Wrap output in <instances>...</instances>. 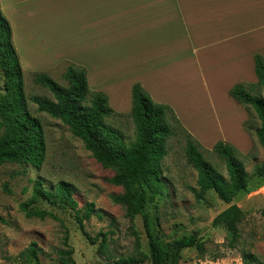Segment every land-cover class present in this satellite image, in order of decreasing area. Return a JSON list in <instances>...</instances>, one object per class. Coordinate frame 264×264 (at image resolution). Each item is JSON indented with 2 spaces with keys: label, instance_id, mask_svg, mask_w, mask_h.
Masks as SVG:
<instances>
[{
  "label": "rangeland",
  "instance_id": "obj_1",
  "mask_svg": "<svg viewBox=\"0 0 264 264\" xmlns=\"http://www.w3.org/2000/svg\"><path fill=\"white\" fill-rule=\"evenodd\" d=\"M17 48L22 60L20 62L28 109L43 125L46 157L40 168L18 163L0 165V264H61L59 250L65 248V235L73 249L72 257L76 264H116L117 258L137 253L133 231L139 235L140 251L148 254L141 217L136 216L130 220L125 215L124 207L111 200L113 194L122 191L121 187L108 182L113 171L98 163L67 125L50 114L39 111L31 101L32 96L54 101V96L34 79V73L44 71L32 67L25 51L18 45ZM67 66L51 69L47 74L66 86L63 73ZM243 67L248 71L247 75L253 74L255 77L252 82L246 83H256L253 61L250 66ZM130 74L126 77L134 79L130 88L134 83L143 82L152 88L147 86L153 94V100L174 104V112L182 125H186L185 128L204 147L211 148L216 141L223 140L234 145L241 153L248 154L244 158L245 168L249 172L245 188L235 196H230L225 187L219 184L208 191L204 198L196 199L191 190V187L196 186V171L187 162L184 140L181 137L168 140L167 154L161 161V187H147L152 197L147 209L164 239L199 231L203 242L202 250L195 247L183 249L180 264H247L242 257L244 251L255 255L256 259L252 264H264V177L252 175L254 165L263 160V150L254 134L259 120L250 105L240 104L229 96V86L236 83L230 80L236 77L226 78L213 89L209 76L204 81L199 75H189L187 71H183V78L173 81L171 75L159 72L138 70L136 74ZM114 84L88 82L92 91H97L98 88L107 94L110 106L120 114H113L105 120L109 125L120 129L125 142L130 143L136 137L135 125L129 115L131 90L128 89V83L121 82L118 90L112 93ZM247 88L253 94L263 93L260 86ZM1 92L3 78L0 76ZM125 102L128 103L127 107ZM244 123L250 127V131L244 128ZM206 156L227 178L223 162L212 153H206ZM60 181L72 185L79 207L93 202L95 209L101 214V217L93 215L89 220L83 221V228L90 237L99 233L107 234L104 252L97 250L101 236L95 244H91L82 234L75 220V213L69 207L59 203L52 205L39 198L31 207L46 211L48 215L44 218L27 217L20 209V203L32 196L36 182L43 188L54 191ZM233 204L241 208L243 216L238 223L239 238L234 247H229L226 230L213 226L212 220L220 211ZM32 243H35V257L30 253Z\"/></svg>",
  "mask_w": 264,
  "mask_h": 264
},
{
  "label": "trees",
  "instance_id": "obj_2",
  "mask_svg": "<svg viewBox=\"0 0 264 264\" xmlns=\"http://www.w3.org/2000/svg\"><path fill=\"white\" fill-rule=\"evenodd\" d=\"M254 72L257 82L254 84L237 82L229 90V96L243 105H250L259 120L254 129L258 144L263 150V160L253 167L252 175L264 177V56L255 53ZM0 76L3 78V92L0 93V165L4 163L29 164L40 168L46 157V141L43 125L38 117L28 109L24 93L23 70L17 50L12 40L11 25L0 7ZM37 83L46 87L54 96V101L46 97L32 96L31 101L39 111L46 112L68 126L70 132L79 138L91 156L104 168L113 171L108 182L119 186L122 191L111 196L112 202L124 207L125 215L130 220L140 216L147 238L148 254L140 251L139 235H135L137 253L116 259V264H180L181 251L195 247L202 250L203 242L199 231L194 230L171 239H164L147 207L151 200L147 187H161V161L167 154L168 140L181 137L184 140V151L187 162L196 171V186L191 187L196 199L219 184L223 185L230 196H235L245 188L249 172L245 168L241 153L229 142L218 140L211 148L204 147L182 125L173 108L156 102L140 83L131 88V116L135 125V139L130 143L120 129L109 125L106 118L116 113L110 106L108 96L103 91H92L87 81L86 69L79 65L69 64L63 78V86L52 79L46 72L33 74ZM247 86H260L262 94L251 93ZM244 128L250 127L244 123ZM206 153H212L224 164L227 178L212 163ZM45 199L50 204H63L75 213L82 234L91 244L98 237L101 241L98 252H104L107 240L106 233L90 237L83 228V221L93 215L101 217L93 202L79 207L70 183L60 181L54 191L45 189L39 182L33 186L32 196L20 203V209L27 217L44 218L46 211L32 208L37 199ZM243 212L237 205H230L220 211L212 220L213 226L224 228L229 237L228 246L234 247L239 238L238 223ZM35 243L30 253L35 257ZM65 248L59 250L61 264H76L73 249L64 236ZM247 264H252L255 255L242 253Z\"/></svg>",
  "mask_w": 264,
  "mask_h": 264
},
{
  "label": "crops",
  "instance_id": "obj_3",
  "mask_svg": "<svg viewBox=\"0 0 264 264\" xmlns=\"http://www.w3.org/2000/svg\"><path fill=\"white\" fill-rule=\"evenodd\" d=\"M0 7L19 60L17 45L46 73L82 66L88 82H114L112 93L121 82L131 90L126 77L138 70L172 81L183 71L209 76L213 89L232 76L252 82L243 66L264 56V0H0Z\"/></svg>",
  "mask_w": 264,
  "mask_h": 264
}]
</instances>
